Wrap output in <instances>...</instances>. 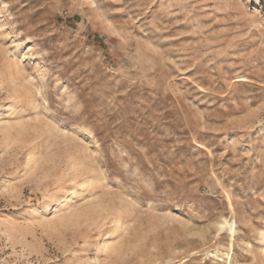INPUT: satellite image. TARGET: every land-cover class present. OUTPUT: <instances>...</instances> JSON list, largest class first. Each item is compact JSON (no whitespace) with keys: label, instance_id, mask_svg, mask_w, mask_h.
Returning a JSON list of instances; mask_svg holds the SVG:
<instances>
[{"label":"rangeland","instance_id":"obj_1","mask_svg":"<svg viewBox=\"0 0 264 264\" xmlns=\"http://www.w3.org/2000/svg\"><path fill=\"white\" fill-rule=\"evenodd\" d=\"M263 229L264 0H0V264H264Z\"/></svg>","mask_w":264,"mask_h":264},{"label":"bare ground","instance_id":"obj_2","mask_svg":"<svg viewBox=\"0 0 264 264\" xmlns=\"http://www.w3.org/2000/svg\"><path fill=\"white\" fill-rule=\"evenodd\" d=\"M18 93V92H17ZM33 161V153H31L27 160H26V163H25V166L24 168H27L31 162ZM87 186H88V179L83 181L81 184H80V187L81 189L79 190V193H82V192H85L87 190ZM231 207V206H230ZM231 209V208H230ZM231 213L233 214L234 213V210L231 209ZM233 218V217H232ZM235 225V222L234 220H232V222H228L226 220H224L221 224H220V227L223 228L225 226H228L229 227V230L230 231H234V226ZM261 233H264V229L261 231Z\"/></svg>","mask_w":264,"mask_h":264}]
</instances>
